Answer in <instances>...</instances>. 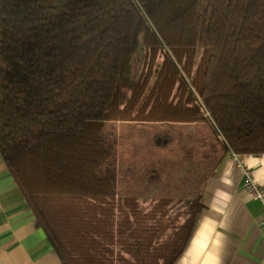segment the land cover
I'll return each mask as SVG.
<instances>
[{
  "label": "trees",
  "instance_id": "obj_1",
  "mask_svg": "<svg viewBox=\"0 0 264 264\" xmlns=\"http://www.w3.org/2000/svg\"><path fill=\"white\" fill-rule=\"evenodd\" d=\"M197 50L193 93L181 75ZM146 108L176 129L207 123L234 153H264V0H0V158L58 264H172L182 251L197 197L173 216L167 197L145 209L117 194L124 166L105 123L155 121ZM151 155L142 178L171 182Z\"/></svg>",
  "mask_w": 264,
  "mask_h": 264
},
{
  "label": "crops",
  "instance_id": "obj_2",
  "mask_svg": "<svg viewBox=\"0 0 264 264\" xmlns=\"http://www.w3.org/2000/svg\"><path fill=\"white\" fill-rule=\"evenodd\" d=\"M199 124L182 125L180 129L156 126L164 133L175 130L180 134L173 132V140L169 136L159 144L163 150H153L152 160L155 165L181 163V168L160 172L162 179L166 176L172 178L171 182L149 185L139 181V170L124 167L116 184L117 194L133 195L139 204L146 201L158 204L167 197L171 205L179 207L188 199L198 198L200 210L182 251L172 264H264V226L260 223L263 205L246 196L242 187L243 170L236 166L232 151L222 137L214 131L210 134ZM182 131L199 136L196 139L187 133L190 144L181 147L174 137H180ZM239 158L254 180L264 185V153L239 154ZM183 219L175 220L174 229ZM172 229L159 241L171 236ZM0 264H58L1 158Z\"/></svg>",
  "mask_w": 264,
  "mask_h": 264
},
{
  "label": "rangeland",
  "instance_id": "obj_3",
  "mask_svg": "<svg viewBox=\"0 0 264 264\" xmlns=\"http://www.w3.org/2000/svg\"><path fill=\"white\" fill-rule=\"evenodd\" d=\"M197 56L195 59V68L193 69V73L192 75H188V74H182V80L186 83V85L191 88V90L193 91V93H196V88H197V80L199 75L195 76L194 72L196 71V73L198 72V69L203 68L204 65H202L204 63V55H202V51L200 53V51L197 50ZM162 58H159L158 61H161ZM194 75V76H193ZM154 76H151L150 79H148L146 82L147 84L145 86H143V90L144 92L139 95L135 101V107L134 110L138 107L139 104H141L143 101H147L148 98V91L153 89L155 87V85L153 84L154 82ZM137 80H141L144 81V78H139ZM173 81V86H174V90H170L169 86H165L164 88V94L162 95V97L164 98L165 102H172L173 100V104L177 101V96L175 98H173L174 93L176 91V89L180 86V79L179 77L174 78ZM194 83V84H193ZM192 84V86H191ZM180 89L183 88V86L179 87ZM150 102L153 101V99L150 97L149 99ZM147 111L148 108L143 110V114L147 115ZM142 117V115H141ZM144 117V116H143ZM147 117L155 120V121H138V120H127L124 122L121 121H116V122H106L105 123V134L106 137L108 139H113L114 143H115V152H116V160L117 162H119L120 164H122L124 167H128L130 170H139V181H141V183H148L149 185L154 184L153 182H147L142 178V169L145 168H149L148 167V162H147V158L152 154L150 152H147V148L151 147L153 148L154 145V141H158L159 144H162L167 137L170 138V140H173V134L171 132L164 133V130H156L158 129V127L156 126H160V125H166V122H162L159 119H161V116L158 114H154L151 113L150 115H147ZM139 119V117H138ZM158 120V121H156ZM146 124V125H145ZM155 125V126H154ZM200 126L208 129L210 134H213V129L210 128V126L207 123H200ZM110 127V128H109ZM110 129L111 135L108 132V130ZM187 133L189 136H192L194 138L197 139V137L199 135L195 134L194 132H191L193 134H191L189 131L183 132L180 135V137H174L175 140L179 141V144L181 147H183L185 144L188 143V138H187ZM175 134V133H174ZM199 134V133H198ZM191 139V138H190ZM194 139L192 138V141ZM190 142V141H189ZM190 144V143H188ZM157 145V144H156ZM147 156V158L145 159V157ZM134 161L135 162V166H131V162ZM130 165V166H129ZM120 165H118L119 167ZM117 167V168H118ZM171 169L174 168V165L168 164L166 166V169L160 168L161 174L169 172L167 171V169ZM119 169V168H118ZM123 171L121 168L118 172H122ZM149 171V169H148ZM120 174L119 177L122 175ZM180 181V179H179ZM162 182V181H161ZM167 182V181H166ZM142 205L143 207H145V209H149L152 204V201L148 203V201H146L144 204H139ZM175 206V205H174ZM176 208H174L172 210V213H174L176 211V209L179 208V206H175Z\"/></svg>",
  "mask_w": 264,
  "mask_h": 264
},
{
  "label": "built area",
  "instance_id": "obj_4",
  "mask_svg": "<svg viewBox=\"0 0 264 264\" xmlns=\"http://www.w3.org/2000/svg\"><path fill=\"white\" fill-rule=\"evenodd\" d=\"M236 166L243 170L242 187L247 197L260 201L263 205V211L260 223L264 226V185L259 184L250 174V170L244 166L239 158V154L232 152Z\"/></svg>",
  "mask_w": 264,
  "mask_h": 264
}]
</instances>
